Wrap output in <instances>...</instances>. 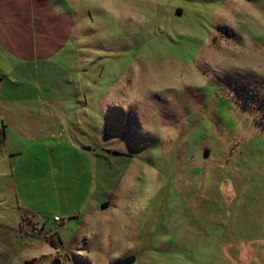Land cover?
Listing matches in <instances>:
<instances>
[{
  "label": "rangeland",
  "instance_id": "1",
  "mask_svg": "<svg viewBox=\"0 0 264 264\" xmlns=\"http://www.w3.org/2000/svg\"><path fill=\"white\" fill-rule=\"evenodd\" d=\"M97 2L103 4V0ZM251 2L264 8V0ZM121 4L126 7L119 15L118 8H109L121 18L119 26L92 13L80 28L79 40L84 43L80 54L89 57L88 67L94 73L90 86L107 88L116 79L114 85L125 88L126 101L138 98L141 65L150 73L149 80L156 78V84L169 82L173 75L191 77L193 67L198 66L208 77V86L174 93L169 100L150 95L142 104L132 105L135 110L126 109L123 125H103L101 113L95 110L93 128L86 131L84 125L86 132L79 131L77 138L95 147L100 157L93 156L91 161L76 152H64L73 167L59 166L56 178L45 181L44 189L49 183V192L36 217L41 235H55V244L60 245L52 256L44 253L48 249L37 246L39 258L29 264H50L54 257L60 264H109L133 253L143 258L142 264H264V203L243 201L251 194H264V80L200 64L203 59L219 63L241 55L223 36L240 38L217 23L227 20L242 31L257 28L256 21L249 19L252 9L244 0H154L153 16L149 17L139 8ZM133 67L138 75L130 87ZM81 86L87 96L83 80ZM97 96L95 93L94 98ZM154 111L178 130L176 140L163 148L159 139L142 127V122H157ZM122 152L136 154L133 163ZM219 164L223 165L221 171L212 168ZM149 168L159 171L163 186L150 207L136 214L127 182L149 175ZM237 170L246 173L240 187L234 182ZM184 172L199 181L195 186L200 195L185 185L192 179ZM216 173L214 182L211 174ZM209 188L216 190V195L204 194ZM190 197L201 207V218H217L219 225L200 224ZM98 202L107 204L99 206ZM252 218L260 224L252 223ZM188 225L197 236H191L190 242ZM207 229L233 232L232 237L241 238L242 243L221 246L207 240ZM77 234L84 237L77 238ZM204 240L208 243L203 244ZM39 242L43 245L44 240ZM145 256L154 261L145 260Z\"/></svg>",
  "mask_w": 264,
  "mask_h": 264
},
{
  "label": "crops",
  "instance_id": "2",
  "mask_svg": "<svg viewBox=\"0 0 264 264\" xmlns=\"http://www.w3.org/2000/svg\"><path fill=\"white\" fill-rule=\"evenodd\" d=\"M121 5L118 15L125 12L126 5ZM87 21V17L72 12L66 0H0V264H29L39 258V251L35 250L41 246L48 249L44 253L50 256L58 251L60 242L55 244L56 236L50 234L54 243L49 244L45 238L49 235L42 236V227L36 222L39 204L42 205L41 200L49 192L50 184L47 183L44 189L45 181L56 178L57 167L65 164L68 170L73 167L69 159L64 158L65 151L76 152L86 160L90 157L91 161L100 157L95 147L77 138L79 131L85 133L93 128L95 110L101 113L103 125L114 126L125 124L126 111L131 108L126 110L106 103L108 100L126 101V95L121 96L122 92L126 93L125 88L115 86L116 79L107 88L90 86L94 73L88 67L89 57L80 54L79 49L84 45L83 40H79L80 28ZM82 80L87 96L81 91ZM131 110H135L134 107ZM122 155L130 157V164L136 158V154L130 152H122ZM75 165H78L77 160ZM219 165L212 168L221 171L223 165ZM236 172L234 182L240 187L246 173ZM184 173L192 179L185 185L198 192L195 182L199 181ZM211 175L215 182L217 173ZM204 194L216 195V190L209 188ZM252 195L243 201L264 203V194ZM191 198L189 203L195 206L198 222L207 227L218 226L217 218L215 221L201 218L203 211ZM98 203L99 206L107 204ZM196 207L200 208L199 212ZM106 208L107 205L103 209ZM90 209L94 208L91 206ZM251 221L260 224L257 218ZM188 223L192 224L190 220ZM192 225L197 227L196 222ZM33 228L41 232L33 233ZM190 230L193 229L188 225V242L191 236L197 237ZM199 232L204 231L199 229ZM216 233L207 229L210 236L207 240L227 248L242 243L241 238L234 239L233 232ZM76 237L84 236L77 234ZM38 238L44 240L43 245ZM207 240L202 243L207 244ZM133 255V263L142 264L143 258ZM146 259L154 261L145 256Z\"/></svg>",
  "mask_w": 264,
  "mask_h": 264
},
{
  "label": "clouds",
  "instance_id": "3",
  "mask_svg": "<svg viewBox=\"0 0 264 264\" xmlns=\"http://www.w3.org/2000/svg\"><path fill=\"white\" fill-rule=\"evenodd\" d=\"M66 3L77 16L89 17L92 13H96L107 18L110 25L119 26V17L109 11V8H119L121 3H127L131 7L139 8L146 16L151 17L153 16L152 5L154 0H103V4L97 2V0H66ZM244 3L252 9V16L249 19L256 21L257 28H245L242 31L227 20L221 19L217 23L229 27L240 38L239 41H236L219 34L223 36L225 41H231L233 45L240 49L241 55L238 58L219 63H212L207 59H203L200 64H206L216 71L236 70L264 80V8L253 4L251 0H244ZM143 27L142 25L141 28ZM213 43H216V41L213 40ZM184 63L190 62L184 61ZM139 67L142 70L140 79L142 90L139 97H130L127 101L108 100L106 103L116 104L127 109L129 106L142 104L147 97L153 94L161 95L169 100V95L174 93H183L186 89H203L208 86V77L198 66L193 67L191 77L173 75L169 82L163 84H156L154 76L149 80L150 73L147 69L143 65ZM131 71L133 80L128 82L130 87L136 83L138 69L133 67ZM121 95H127V93L122 92ZM155 114L157 122L148 125L145 121L142 122V127L144 131L156 136L163 148L164 145H170L176 140L178 130L176 126L165 121L158 112H155ZM148 173L147 176L142 174V177H136L127 182L128 190L132 193L131 208L136 214L150 207L151 202L157 197L163 186V181L157 169L149 168Z\"/></svg>",
  "mask_w": 264,
  "mask_h": 264
},
{
  "label": "water",
  "instance_id": "4",
  "mask_svg": "<svg viewBox=\"0 0 264 264\" xmlns=\"http://www.w3.org/2000/svg\"><path fill=\"white\" fill-rule=\"evenodd\" d=\"M134 261L133 255H127L122 258H119L109 264H132ZM50 264H60V259L58 257H54Z\"/></svg>",
  "mask_w": 264,
  "mask_h": 264
},
{
  "label": "trees",
  "instance_id": "5",
  "mask_svg": "<svg viewBox=\"0 0 264 264\" xmlns=\"http://www.w3.org/2000/svg\"><path fill=\"white\" fill-rule=\"evenodd\" d=\"M33 231H35L36 234L41 232V231H40L39 229H37V228H33V229H32V232H33ZM45 238H46V240H48V241L54 243L53 238H52L51 235H49V236H45Z\"/></svg>",
  "mask_w": 264,
  "mask_h": 264
},
{
  "label": "built area",
  "instance_id": "6",
  "mask_svg": "<svg viewBox=\"0 0 264 264\" xmlns=\"http://www.w3.org/2000/svg\"><path fill=\"white\" fill-rule=\"evenodd\" d=\"M54 220H58L56 217H55V219ZM33 233H35V231H33Z\"/></svg>",
  "mask_w": 264,
  "mask_h": 264
}]
</instances>
